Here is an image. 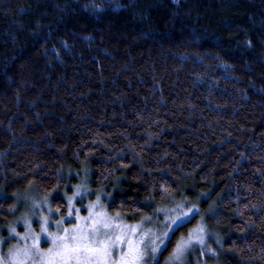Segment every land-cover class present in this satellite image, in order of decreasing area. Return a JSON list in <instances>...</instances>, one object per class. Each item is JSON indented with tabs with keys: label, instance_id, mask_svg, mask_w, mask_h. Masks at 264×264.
Returning a JSON list of instances; mask_svg holds the SVG:
<instances>
[{
	"label": "trees",
	"instance_id": "1",
	"mask_svg": "<svg viewBox=\"0 0 264 264\" xmlns=\"http://www.w3.org/2000/svg\"><path fill=\"white\" fill-rule=\"evenodd\" d=\"M83 169L111 213L185 200L214 264H264V0H0V237Z\"/></svg>",
	"mask_w": 264,
	"mask_h": 264
},
{
	"label": "snow or ice",
	"instance_id": "2",
	"mask_svg": "<svg viewBox=\"0 0 264 264\" xmlns=\"http://www.w3.org/2000/svg\"><path fill=\"white\" fill-rule=\"evenodd\" d=\"M176 2L179 3V0ZM248 43L251 46V42ZM81 195L80 187H77L74 195L67 198L66 217L60 216L59 219L50 221L49 216L41 215L37 221L40 225L39 233L32 230L29 220L24 221L26 235L21 236L14 227L10 228V237H19L21 243L8 250L7 259L0 254V264H142L145 251L141 245L144 244L148 233H141L140 225L127 226L117 223L119 214L116 217L108 216L102 210L100 195L96 196L95 204L86 206L88 215L81 216L80 209L73 207L75 198ZM43 203H47V200ZM34 207L40 206L35 204ZM98 208L101 210H97ZM48 212L52 213L53 209L49 207ZM55 212L59 214L60 209H55ZM156 214L162 215L163 225L161 234L153 233L150 238L153 258L162 250H166L177 233L200 215L201 210L195 205L186 207L185 204H178L171 209H157ZM66 220L68 223H75L72 227H65ZM146 220L151 222V217ZM50 226L57 231H49ZM137 235H140L139 240L135 238ZM42 236L52 247L41 249ZM205 239V229L201 225L189 232L187 239L181 238L176 243L173 258L180 260L192 247L207 248ZM8 243V239L0 240V246H6ZM156 264H159V260H156Z\"/></svg>",
	"mask_w": 264,
	"mask_h": 264
},
{
	"label": "rangeland",
	"instance_id": "3",
	"mask_svg": "<svg viewBox=\"0 0 264 264\" xmlns=\"http://www.w3.org/2000/svg\"><path fill=\"white\" fill-rule=\"evenodd\" d=\"M75 178L77 180L76 183L70 184L69 190L72 193H67L66 191H62L60 193L61 196H63L67 202L68 207V197H72L76 191L77 187H80L81 196H78L75 198L73 202V207L80 209V215L81 216H87L88 212L85 210L86 206L90 203L95 204L96 202V196L100 195V203L103 205V211L106 212V214L110 217H116L117 214H119L120 219L116 221L117 223L121 225H127V226H135L140 225V232L141 233H148V237L145 238L144 244L141 245V248L145 251V257L142 261V264H156V260L159 259V254L153 258V254L150 250L151 248V241L150 238L152 237V234L155 233L156 235H160L162 231V225H163V218L162 215L156 214V211L152 212L151 214H146L142 216L139 220L136 221H129L126 219L124 215L121 213H111L108 208V203L113 199V194L109 191H95L88 178V172L87 169H83L81 173L75 174ZM88 180V181H87ZM4 195L3 189L0 187V197ZM16 198L18 201H20V204H18V207L16 208L15 212V218L13 221H11L9 224H7V232H8V238L9 243L6 246H0V254H3L5 256V259H7V253L8 250L13 248L14 246L19 245L21 242L19 240V237L11 238L10 237V228H15L17 233H19L21 236L27 234V229L24 225L25 220L31 221V228L34 232L39 233L40 232V225L37 222L39 220V217L41 215L49 216L50 221H55L60 218V216H67V213L65 215H62L61 213L57 214L52 205H51V197H45L38 194L37 191L31 190V191H25L20 194L16 195ZM174 200H177V198H173ZM47 200V203H43V201ZM35 204H39V208L34 207ZM178 204H185L187 207L189 203L185 200H179L176 201L173 204L168 206L159 207L158 209H171L175 208ZM193 205V204H191ZM200 208L201 214L199 215L198 222L195 226L192 227V229L189 232H192L193 230L197 229L199 226L203 225L205 229V243L207 245V248L201 249L200 247H192L189 251H186L184 256L181 257L180 260H176L173 258V251L169 254V256L166 258V260L162 264H214V259L218 258L220 259L221 253L216 255V252L214 250V246H219L222 241L221 238H219L213 231H208V225L206 222V215H209V210L204 211V209L199 206L195 205ZM51 207L53 209L52 213L48 212V208ZM101 210V209H97ZM147 217H151V222H148L146 220ZM75 223V221H73ZM73 223H68L67 220L65 222V227H72ZM49 231L56 232L57 229L54 227L49 228ZM213 236V241L215 244L210 243L208 240L210 237ZM137 240L140 239V235H137L135 237ZM184 239H187L186 237H181ZM180 238V239H181ZM7 239L4 235L0 237V240ZM179 239V240H180ZM179 242V241H178ZM29 243H31V240H29ZM176 246V245H175ZM41 249H47L49 247H52V245L42 236L41 243H40ZM210 249V250H209ZM163 251V250H162Z\"/></svg>",
	"mask_w": 264,
	"mask_h": 264
}]
</instances>
